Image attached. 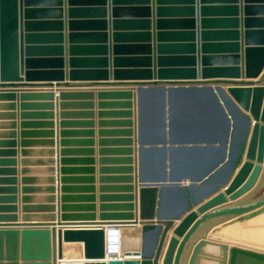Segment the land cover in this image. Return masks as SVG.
Here are the masks:
<instances>
[{"label": "water", "instance_id": "1", "mask_svg": "<svg viewBox=\"0 0 264 264\" xmlns=\"http://www.w3.org/2000/svg\"><path fill=\"white\" fill-rule=\"evenodd\" d=\"M65 26L70 79L118 81L97 93L100 203L93 148H64L91 145L65 137L93 130L62 128L59 169L22 177L15 204L16 104H0L8 110L0 112L8 118L0 122V264H60L71 242L82 243V264H264V0H0V81L63 79ZM16 91L0 89V98ZM93 96L62 91L61 99L85 100L62 107L87 110L61 115L92 116ZM31 106L45 110L26 112ZM52 107L21 102V117L44 120L22 121L20 136L53 145ZM43 151L51 157L40 161L54 165L56 150ZM74 151L87 156H66ZM78 171L87 175H69ZM40 179L47 184H33ZM110 220L140 227V258L105 260Z\"/></svg>", "mask_w": 264, "mask_h": 264}, {"label": "crops", "instance_id": "2", "mask_svg": "<svg viewBox=\"0 0 264 264\" xmlns=\"http://www.w3.org/2000/svg\"><path fill=\"white\" fill-rule=\"evenodd\" d=\"M65 9H66V5H65ZM66 24H67V16L65 14V18H64ZM64 33H65V55H64V59H65V77L63 79H56V78H41V79H31V80H27L25 77H23V79L21 81H0V89L3 88H7V89H14L17 90L16 91V97L14 99H6V98H0V104H4V102H14L16 104V106L14 107V109H12V111H14V113L16 114L14 116L13 119H9V120H13L16 122V128H14L17 131V135L14 137V139L17 141V145H15V149L17 150L16 154L14 155L15 158V164L12 165V167H14L17 171H16V178H17V182H16V186L18 187V191L16 192L17 195V200L18 202H16L15 204H19L21 203V198L24 195L23 192L21 191V187L24 186V184L22 183V177L24 176H38L39 178L41 176H49V172H46V170H44V168L48 167V166H54L56 167V169H59V159L62 156L59 153V150H61V148L63 147L61 144H58L59 141L64 138L61 136L60 131L63 129H68V130H87V129H91L93 130V134L90 137H85V135H80V134H75V135H71L69 137H65V138H70L73 140H77V139H83V138H92L93 139V143L91 145H85V144H81L79 142H72L69 145L65 146L64 148H69V149H73V150H81V149H85V148H93V153L92 156L94 158V162L93 164H91V166L94 167V171L91 173V175L95 178L94 182L92 183L95 186V195H96V200L95 203L97 204V208H98V204L100 203L99 201V195H100V190H99V186L101 185L100 182V175L101 172L99 171V167H100V163H99V148H100V144H99V120L101 119L98 115V90L102 89V88H110V87H114L112 85H108L111 84L113 82H118L115 79L109 78L106 80H102V79H70V77L68 76V70H69V63H68V59H69V53H68V29L67 26H65L64 29ZM46 56H52V55H46ZM43 67L45 68H54V65H43ZM1 86H7V87H1ZM9 86H14V87H9ZM23 89H30V90H48L49 93H52L53 96L51 99H46V98H41V97H27V98H21L20 95V90ZM82 89H90L92 90L94 96L92 97V99H86V100H91L93 101L94 105L93 108H91L93 114L92 116H86V115H73V116H62L61 112L63 111H81V110H87L85 107H81V106H76V105H71L69 107H62L61 103L62 102H69V103H76L79 101H85L82 98L79 99H75V98H60V93L62 91H78V90H82ZM46 99V100H44ZM26 102V103H40V102H52L53 103V107L48 109L50 111L53 112V117L52 120L55 122V126L50 128L52 130H55L56 134L47 137L48 139H52L54 141V144H46L44 142H38L36 140H41V139H45L46 137L44 135H28L26 137H21L19 134V131H21V122L22 121H35V120H44L42 119L43 117H37L35 115H28L25 117H21V112L22 110L20 109V103L21 102ZM44 108L38 107V106H31L28 108H25L26 112H40V111H44ZM89 110V109H88ZM8 110H6V108L4 107H0V112H6ZM109 118V117H108ZM107 118V119H108ZM62 120H66V121H70V122H86L91 120L93 123L91 126H83L82 124H71L69 126H65L62 127L60 126V122ZM8 121V118L2 117L0 116V122H6ZM26 129L28 130H36L38 129L36 126H26ZM42 129V128H39ZM1 130H6L5 128L0 127V131ZM60 134V135H59ZM25 140H31V143H21L22 139ZM0 139H3L0 137ZM48 148H53L54 150H56V154L53 155L52 157L56 160V163L54 165H49L48 163H46L45 161H40L41 159H45L47 157H51L48 154H46L43 150L48 149ZM23 149H29V150H34L31 152V154H22V150ZM39 150V151H38ZM69 157H78V156H87L84 153H80V152H71L70 154L66 155ZM28 158V160H30L29 162H24L22 163V159H26ZM58 160V162H57ZM69 166H84V164H80L78 162L75 163H71L69 164ZM0 167H2L0 165ZM22 168H29V172L25 173L26 175H24V173H22ZM69 175L71 176H75V177H79V176H84L87 175V173L84 172H72ZM0 176H4V175H0ZM54 176H59V172L55 173ZM26 184H31V183H26ZM36 184V186L38 185H45L47 184V181L45 182L44 180L40 179L38 182L33 183ZM70 184H86L80 181H74L73 183L71 182ZM53 185L58 186L59 187V182L58 183H54ZM57 187V188H58ZM1 194V193H0ZM42 194H47V193H37V195H42ZM55 194H59L55 193ZM55 203H59V202H55ZM98 212V210H97ZM20 214V213H19ZM20 220V219H19ZM111 223L110 224H116L117 220H110ZM21 222V221H19ZM108 224V225H110ZM118 225V224H117ZM130 227V226H129ZM122 231H123V236H124V232L127 229V226H121ZM131 231H133L132 233L134 234L136 232V228L132 229L130 228ZM129 239V238H128ZM64 245H67L68 247L71 246L73 247L72 249L74 250L76 247L78 248V251H76L77 254H81L82 253V248L83 245L82 243L79 242H71V243H64ZM126 253H129V247H123V254L126 255ZM123 255V257L126 258H130L132 257L131 255H127L125 256Z\"/></svg>", "mask_w": 264, "mask_h": 264}, {"label": "bare ground", "instance_id": "3", "mask_svg": "<svg viewBox=\"0 0 264 264\" xmlns=\"http://www.w3.org/2000/svg\"><path fill=\"white\" fill-rule=\"evenodd\" d=\"M129 226H127V229L124 232L122 248L120 250L118 257H123V255H125L123 254V247H129V253L127 254L132 256L130 258H140L139 250L141 249V235L138 232V229L140 227L138 225L136 226L129 225ZM130 228L132 229L136 228V232L133 234L132 233L133 231H131ZM70 249H67V245H64L63 259L61 260L60 264H82L84 260L82 253L77 254L76 251H70ZM123 258H126V257H123ZM105 260H107V257L105 258ZM58 264H59V261H58Z\"/></svg>", "mask_w": 264, "mask_h": 264}, {"label": "built area", "instance_id": "4", "mask_svg": "<svg viewBox=\"0 0 264 264\" xmlns=\"http://www.w3.org/2000/svg\"><path fill=\"white\" fill-rule=\"evenodd\" d=\"M115 224L106 225L105 231V256L107 259L118 257L122 248L121 237L118 231L114 230Z\"/></svg>", "mask_w": 264, "mask_h": 264}, {"label": "clouds", "instance_id": "5", "mask_svg": "<svg viewBox=\"0 0 264 264\" xmlns=\"http://www.w3.org/2000/svg\"><path fill=\"white\" fill-rule=\"evenodd\" d=\"M114 230L118 231L119 237H121V241H122V243H123V231H122L121 226L115 224V229H114Z\"/></svg>", "mask_w": 264, "mask_h": 264}, {"label": "rangeland", "instance_id": "6", "mask_svg": "<svg viewBox=\"0 0 264 264\" xmlns=\"http://www.w3.org/2000/svg\"><path fill=\"white\" fill-rule=\"evenodd\" d=\"M71 248V249H70ZM73 247H71V246H67V249H70V251H78V248L76 247L74 250L72 249Z\"/></svg>", "mask_w": 264, "mask_h": 264}]
</instances>
